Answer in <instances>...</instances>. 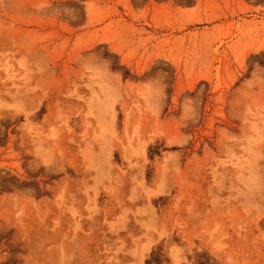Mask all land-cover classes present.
Returning <instances> with one entry per match:
<instances>
[{"label":"rangeland","instance_id":"obj_1","mask_svg":"<svg viewBox=\"0 0 264 264\" xmlns=\"http://www.w3.org/2000/svg\"><path fill=\"white\" fill-rule=\"evenodd\" d=\"M0 264H264V0H0Z\"/></svg>","mask_w":264,"mask_h":264}]
</instances>
